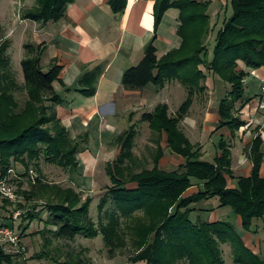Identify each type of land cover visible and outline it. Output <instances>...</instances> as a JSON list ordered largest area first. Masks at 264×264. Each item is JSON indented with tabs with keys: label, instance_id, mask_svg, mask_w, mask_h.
<instances>
[{
	"label": "trees",
	"instance_id": "1",
	"mask_svg": "<svg viewBox=\"0 0 264 264\" xmlns=\"http://www.w3.org/2000/svg\"><path fill=\"white\" fill-rule=\"evenodd\" d=\"M75 1L36 0V6L24 10L22 18L38 23L57 22ZM153 1L156 28L168 10L181 11L178 34L183 40L182 45L162 59L157 58L153 44L148 46L142 63L126 71L123 85L131 89L145 88L150 84L163 88L167 82L177 80L185 86L188 97L176 115H170L168 105L162 104L142 118L155 132L167 136L168 146L182 156L185 163L175 171L160 169L164 150L159 147L153 169L140 173L128 171L126 164L133 156L138 133L136 126H132L116 139L122 147L121 154L107 168L112 187L100 201V212L105 213L107 223L104 216L100 223H95L89 214L93 200L87 198L83 201L82 195L72 188L65 189L38 179L31 191L22 194L29 201L46 202L43 213L49 216L45 220V230L54 227L49 231L55 238L73 241L78 236L102 237L110 257L131 242L135 250L130 258L132 263L225 264L221 246L230 244L236 264H264L262 256L246 246L233 223H193L190 219L192 205L218 197L222 207L231 208L241 218L243 230L252 233L254 222L264 219L262 135H257L248 152L253 165L251 175L239 178L237 187L231 188L228 184V177L233 176L230 144L222 139L220 155L214 163H208L202 160V148L192 144L180 128L194 104L195 94L205 91L202 83L207 74L201 66L230 86L218 110L220 128L226 127L235 135L247 125L238 113L248 102L245 82L249 73L239 69V62H243L247 70L264 68V0H231L233 13L218 32L212 55L207 45L212 27L208 2ZM109 3L119 16L128 7V0H109ZM9 45V41L0 44V178L6 179L18 162L26 168L24 176L29 174L32 166L39 170V161L43 157L66 169L77 166L79 139H72L57 115V107L63 101L54 84L60 80L62 67L55 65L45 71L41 64L44 45L26 44L22 87L15 77L8 54ZM104 71L105 66L100 65L86 73L79 82L80 92L93 96ZM22 89L27 95L23 105L16 97L17 91ZM239 104L242 106L238 107ZM194 180L203 187L198 193L185 197ZM129 184H137V187L129 188ZM38 207L23 216L29 221L23 233L30 228L31 222L41 218ZM5 225L13 227L11 223ZM0 264L20 262L0 248Z\"/></svg>",
	"mask_w": 264,
	"mask_h": 264
},
{
	"label": "crops",
	"instance_id": "2",
	"mask_svg": "<svg viewBox=\"0 0 264 264\" xmlns=\"http://www.w3.org/2000/svg\"><path fill=\"white\" fill-rule=\"evenodd\" d=\"M202 1L209 3V13L212 16L208 45L213 36L216 39L224 22L231 17L233 11L231 0ZM35 6L36 0H20V29L15 30L14 27H9L7 30L9 33L4 35V38L9 39L12 32L20 31L25 55L26 44L44 45L45 52L41 63L44 70L48 71L55 65L62 67L60 80L54 84L57 94L63 101L57 107V115L69 130L72 139H79L78 161L86 163V175L92 176L90 184L94 187L93 191L97 193L96 184L102 181L112 184L107 168L117 161L122 150V147L116 143V139L132 126H136L138 133L134 141L133 156L128 163L130 172L140 173L147 170L139 169L141 160L147 158L145 153L148 150V152L153 151L154 162L159 147L164 150V155L159 162L160 169L178 170L185 163V159L172 151L165 134L160 135L155 132L150 123L142 121V118L146 113H153L162 104L168 105L170 115H176L188 97L187 89L177 80L167 82L163 88L150 84L145 88L131 89L123 85V78L126 71L142 63L148 46L152 44L155 46L158 59H162L171 50L181 47L183 40L178 34L181 26V11L175 8L168 10L160 26L156 28L155 1L153 0H128V7L122 16L113 12L109 0H76L69 5L65 16L60 21L38 23L23 19L22 11ZM208 49L212 55L213 49L211 51L209 46ZM24 59L25 57L22 61ZM100 65L105 66V71L100 78L96 93L93 96L82 94L80 80L86 73ZM200 68L202 69V66ZM239 69L247 71L249 75L257 73L261 79L260 93L254 99L257 102L256 106L248 107L252 98L246 92L248 102L238 113L239 117L247 123L245 127L235 135L226 127L220 128L221 118L218 110L230 86L213 74L212 77L207 76L206 82L202 83L205 91L195 94L194 104L180 125L192 144L202 148V160L205 162H215L220 155L219 144L222 139L230 144L233 176L228 177V184L231 188L237 187L239 178L251 175L253 165L248 152L257 135L261 134L264 139V112L258 109L264 84V68L249 72L246 65L240 61ZM173 101L177 104L175 108H172ZM241 106L242 104L238 105V107ZM96 122H98L97 128L102 133V138L100 141L97 140L100 148L97 150L98 154H93L90 151L92 131L89 128ZM147 130L151 132L148 134ZM152 132L157 133L158 136L150 138ZM84 137V142L86 144L90 142V145L89 147L85 145L82 149L80 143ZM139 142H142L140 146H138ZM142 146H144L142 150L144 158L138 157L135 153ZM152 146L155 150L151 149ZM165 158L171 159L170 162L166 160L165 164ZM174 163L178 169L163 167V165L169 166ZM101 166H103V172L100 171ZM261 174L264 177V164ZM80 187L91 188L90 186ZM202 187V183H194L185 197L198 193ZM201 203L204 204L202 207L198 205ZM201 203L191 206L190 219L193 223L202 222L200 216L202 213L212 215L209 221H205L207 223H216L225 221L227 217H234V214L230 215L226 212V208L221 206L218 197ZM231 223L242 236L246 246L261 255V246L264 243V219L254 222L252 233H246L243 230L240 217Z\"/></svg>",
	"mask_w": 264,
	"mask_h": 264
},
{
	"label": "rangeland",
	"instance_id": "3",
	"mask_svg": "<svg viewBox=\"0 0 264 264\" xmlns=\"http://www.w3.org/2000/svg\"><path fill=\"white\" fill-rule=\"evenodd\" d=\"M9 27H14L15 30H17L18 28L20 29V0H0V44L4 41H9L10 48L8 50V54L12 60V66L17 82L23 87L24 75L22 68V59L26 57V55L24 54V49L22 47V35L20 31H14L10 34L11 36L9 39H5L4 35L9 33L7 31ZM214 42L215 36H213L208 42V46L211 51L213 49ZM202 69L203 71H205L206 68L202 66ZM249 72L255 71L249 70ZM206 74L207 76L212 77V74L207 71ZM260 84L261 79L257 73H252L247 77L245 82V89L247 95H249L253 99H251L252 102L248 107L254 108L256 106L257 102L254 99L256 98L257 94L260 93ZM16 97L21 105H23L27 99L26 92L23 89L17 91ZM176 105V101H173L172 108H175L174 106ZM97 124L98 122L93 123L91 128H89L92 131V134L90 136V139L92 138V140H90L91 145L90 142L89 144H86V142H84L85 137L82 138L80 143L82 149H84L85 145H87L88 147L90 145V151L93 154H98L97 150L100 148L97 144V140L100 141V138H102V133L98 131ZM98 132L100 134H97ZM150 132L151 131L147 130L148 134ZM155 135L158 136L157 133L152 132L150 138H154ZM217 138L219 139V136H217ZM141 144L142 142H139L138 146H140ZM143 147L144 146L139 147V149L135 151L138 157H145L144 151H142ZM151 149L155 150V147L152 146ZM152 152L153 151H146L145 155H147V158L145 160H141V167L139 169H152L154 167ZM166 160L169 163L171 159L165 158V164ZM80 162L81 161H79L77 166L66 169L57 164L49 163L43 157L39 161V170L37 166H32L30 168L29 174L24 176L26 168L23 164L18 162L13 165L12 170H10L9 172V176L6 179L0 178V183H4L5 185H7V187H10L14 194L13 198H9L7 195L3 194L0 191V227L6 226V223H11V225H13V228L22 235V242L23 245L26 246V251L23 253H18V248H13L8 243L2 242L1 240L0 248H3L8 254L15 256L16 260L19 261L20 264H145L144 262H130V258L135 252L134 248L131 245V242H129L128 246L125 249L119 250L114 255V257H110L108 248L106 247V244L102 237L91 239L85 236H78L73 241L55 238L51 231H49L53 230L54 227H49L45 230V220L49 216L48 213H43V208L45 206L44 204L46 202L44 200L38 199L29 201L22 194L23 191H31L38 179H41L43 182L45 181L49 184H57L65 189L72 188L82 195L83 201H86L87 198H91L93 200L90 207V218L95 223H100L102 216H104L103 220L105 223H107L108 218L106 217L105 213L103 214L100 212V201L107 190L112 187V184L110 182L106 183L103 181L99 184L97 183V193L94 192V187L92 186V184H90V178L92 176L89 177L86 175V163H84V161L81 163ZM126 166L128 167L129 171L128 163L126 164ZM167 166L168 165H163V167L166 169H178L175 163L174 165L169 164V166ZM100 171L103 172V166H101ZM196 182L198 181L194 180V183ZM20 185L22 186L20 187ZM80 186L86 188L88 186H92V189H84ZM128 187L136 188L137 184H129ZM20 205L23 206V208H20ZM198 205L202 207L204 204L201 203ZM35 206H39L38 212H42L41 218L31 222L30 228L25 233H23V229L27 226V224H29V221L24 220L23 216L29 210H32ZM224 208H226V212H229L230 215L234 214L231 208ZM18 213L19 215L17 216ZM200 216L202 222H205L209 221L212 215L209 213H202ZM231 217L232 216L225 218V221L233 222L234 219H237L235 214L233 218ZM221 249L224 253L225 264H236L234 262V253L231 245H222ZM261 256L264 259V243L263 246H261Z\"/></svg>",
	"mask_w": 264,
	"mask_h": 264
},
{
	"label": "built area",
	"instance_id": "4",
	"mask_svg": "<svg viewBox=\"0 0 264 264\" xmlns=\"http://www.w3.org/2000/svg\"><path fill=\"white\" fill-rule=\"evenodd\" d=\"M258 109L264 112V84L261 89V95L258 102ZM0 191L7 195L9 198H13L14 194L10 187H7L4 183H0ZM19 213L17 214V216ZM0 240L2 242L8 243L13 248H18V253H23L26 251V246L23 245L22 235L18 233L16 229L9 226L0 227Z\"/></svg>",
	"mask_w": 264,
	"mask_h": 264
}]
</instances>
